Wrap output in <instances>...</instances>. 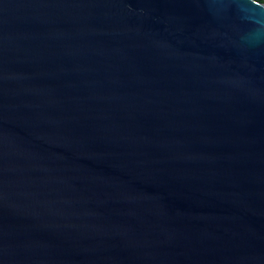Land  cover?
Masks as SVG:
<instances>
[{"label":"water","instance_id":"1","mask_svg":"<svg viewBox=\"0 0 264 264\" xmlns=\"http://www.w3.org/2000/svg\"><path fill=\"white\" fill-rule=\"evenodd\" d=\"M0 264H264V2L0 0Z\"/></svg>","mask_w":264,"mask_h":264},{"label":"trees","instance_id":"2","mask_svg":"<svg viewBox=\"0 0 264 264\" xmlns=\"http://www.w3.org/2000/svg\"><path fill=\"white\" fill-rule=\"evenodd\" d=\"M260 1H263L264 2V0H260Z\"/></svg>","mask_w":264,"mask_h":264}]
</instances>
